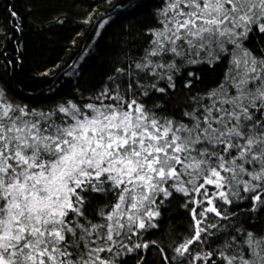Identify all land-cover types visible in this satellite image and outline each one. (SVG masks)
Here are the masks:
<instances>
[{
  "label": "snow or ice",
  "instance_id": "1",
  "mask_svg": "<svg viewBox=\"0 0 264 264\" xmlns=\"http://www.w3.org/2000/svg\"><path fill=\"white\" fill-rule=\"evenodd\" d=\"M105 4L72 0L49 20L74 21L71 43L85 45L36 71L50 84L65 77L49 104L10 86L24 53L18 41L9 54V33L24 17L5 9L0 264H148L149 252L156 264H264V0H142L125 11L149 23L129 26L84 89V66L123 7ZM172 209L189 220L165 245L156 232Z\"/></svg>",
  "mask_w": 264,
  "mask_h": 264
},
{
  "label": "trees",
  "instance_id": "2",
  "mask_svg": "<svg viewBox=\"0 0 264 264\" xmlns=\"http://www.w3.org/2000/svg\"><path fill=\"white\" fill-rule=\"evenodd\" d=\"M82 2L84 7L93 9L107 7L105 0H82ZM141 2L142 0H113L114 4H122L123 7L111 12L114 21L106 28L103 38L99 41L94 52L95 58L90 59L84 66L83 76L78 82L81 88H94L101 81L112 55L119 49L123 40L127 38L126 30L129 26L132 30H136L141 25L149 23L146 12L130 14L125 11L131 9L132 5ZM30 3L37 5L32 12L26 10V6ZM71 3L72 0H0V24L9 23L10 26V22L5 20L7 15L5 9L10 4H15L19 14L24 17V31L9 33L14 38L8 43L7 51L11 56H14L17 42L23 44V70L17 68L14 73L10 71L9 76L11 77L10 86L17 89L18 96L25 102L53 103L55 94L50 93L49 88L58 86L64 81L65 77L61 76L54 84H50L48 78L36 76V71L61 60L70 63L72 55L85 46L83 38H79L77 45L71 43L78 27L71 19L65 26H58L54 23L49 24V20L60 8H68ZM215 75L212 72L204 73L205 84H210ZM76 84L77 80L73 77L72 84L65 85L61 92ZM185 104L183 94L178 93L171 98L168 107L170 109L174 108L178 112ZM188 220L189 218L185 217L182 212L175 209L166 210L159 221L160 227L156 232V238L165 245L169 244L173 236H179L183 233ZM148 264H156V256L152 252H149Z\"/></svg>",
  "mask_w": 264,
  "mask_h": 264
}]
</instances>
